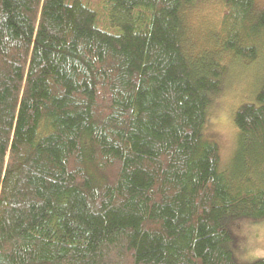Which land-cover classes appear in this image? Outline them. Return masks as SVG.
<instances>
[{
  "label": "trees",
  "instance_id": "1",
  "mask_svg": "<svg viewBox=\"0 0 264 264\" xmlns=\"http://www.w3.org/2000/svg\"><path fill=\"white\" fill-rule=\"evenodd\" d=\"M203 1L96 0L108 32L94 0H0V264H240L230 229L264 219V10L219 0L197 42ZM238 58L259 86L221 165L207 111Z\"/></svg>",
  "mask_w": 264,
  "mask_h": 264
},
{
  "label": "rangeland",
  "instance_id": "2",
  "mask_svg": "<svg viewBox=\"0 0 264 264\" xmlns=\"http://www.w3.org/2000/svg\"><path fill=\"white\" fill-rule=\"evenodd\" d=\"M255 10H264V0H254ZM95 11L98 14L100 29L113 32L116 30L112 25L108 13L106 14L99 2L94 0ZM221 7V8H220ZM222 6L219 0H205L193 11L190 17L189 30L198 32L195 41H200L203 33L210 30V25H218L217 17ZM220 19V17H219ZM197 26V27H194ZM192 32V33H194ZM225 61L226 58L224 57ZM228 59V58H227ZM229 61V59L227 60ZM236 63L231 65L222 91L213 96L211 105L207 111L205 136L218 144L220 164L226 163L234 150L235 128L232 122L234 111L243 103L251 102L254 98L258 82V71L261 58L257 61L246 59H234ZM230 229L232 236V253L240 264H250L257 260H264V219L242 220Z\"/></svg>",
  "mask_w": 264,
  "mask_h": 264
}]
</instances>
